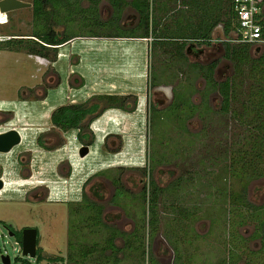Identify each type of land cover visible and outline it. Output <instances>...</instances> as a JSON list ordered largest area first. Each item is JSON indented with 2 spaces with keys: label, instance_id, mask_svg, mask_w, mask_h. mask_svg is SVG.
Listing matches in <instances>:
<instances>
[{
  "label": "rangeland",
  "instance_id": "rangeland-1",
  "mask_svg": "<svg viewBox=\"0 0 264 264\" xmlns=\"http://www.w3.org/2000/svg\"><path fill=\"white\" fill-rule=\"evenodd\" d=\"M69 3L73 5L72 0ZM74 6L72 15L63 12L51 17L52 22L66 29L67 35L80 37L61 47L53 63L8 50L9 43L0 45V124H8L9 128L15 124L22 129V143L9 154H0L6 182L0 192V264L4 254L11 258V264H21L16 258L23 257L21 247L9 237L3 223L17 230L27 226L40 229L44 260L39 264H52L56 257L63 260L59 264H247L242 241H247L248 250H259L260 240H252L259 225L252 222L236 227L241 204L231 203L225 189L238 193L241 186L231 179L223 180L224 162L217 166L206 160V149L211 148L213 136L219 135L216 115L208 118L209 125L199 120L185 121L201 109L191 105L189 98L184 106L179 98L176 104L180 106L166 108L173 100V88L185 89L192 84L194 90H199L204 88V79L181 69L176 76L178 67L168 62L170 55H157L152 39L112 38L139 35L138 15L131 7L126 11L120 7L112 16L107 1L100 4L99 12L92 7L86 15L83 9L87 5ZM177 16L178 12L169 21ZM3 18L8 22L0 25V40L10 38L3 35L44 31L34 22L31 10L13 11ZM87 18L95 20L84 22ZM213 39V46L194 48L186 55L189 63L201 65L221 59L216 79L223 81L233 70L222 59V27L214 31ZM160 60H166L167 67ZM152 73L159 76V87H150ZM96 95H135L137 110L128 113L109 109L94 121L91 129L95 142L89 155L80 158L78 131L63 134L53 129L51 115L62 106L81 104ZM182 95L187 97L186 92ZM191 98L197 104L202 99L194 92ZM220 102L216 93L209 99L214 110L220 108ZM150 103L161 110L152 113ZM202 109L207 116V110ZM205 125L213 127L208 136L203 133L196 140L190 135L201 133ZM41 133H52L51 148L64 145L43 152L36 145ZM112 134L118 136L108 143ZM59 163L65 164L57 166ZM70 166L74 170L71 179ZM121 168H126L121 179L129 190L121 188L110 204L113 187L107 178L118 177ZM149 176L155 188L151 192L149 185L148 194L139 192L143 185L140 179L145 187ZM89 177L100 188L104 211L102 206L96 208L82 200L81 195L93 192L89 181L83 187ZM37 185L42 187L32 189ZM155 191H161L162 196L154 218L150 202ZM247 201L264 207V179L249 183ZM151 223L156 224L152 231ZM114 227L134 232L115 234L119 238L114 244L110 241ZM171 248L181 251L177 259ZM29 261L37 264L36 259Z\"/></svg>",
  "mask_w": 264,
  "mask_h": 264
},
{
  "label": "trees",
  "instance_id": "trees-1",
  "mask_svg": "<svg viewBox=\"0 0 264 264\" xmlns=\"http://www.w3.org/2000/svg\"><path fill=\"white\" fill-rule=\"evenodd\" d=\"M31 1L33 2L34 22L41 24L44 31L25 36L3 35L4 38L10 37L0 41V45L9 43L8 50L26 52L29 55L44 58L53 63L57 60L58 51L61 47L80 37L67 35L66 29L52 22L53 18L51 19V17H58L63 12L72 15L75 4L77 6L87 5V8H82L85 11L84 15L92 7L95 8L97 13L100 4L107 1L113 9V15L120 7H122V10L131 7L139 18L136 26L138 36H112V38L152 39V48L157 51V55L159 54L161 57L160 52L170 55L168 62L174 64L175 68L178 67V71H174L176 76H178L181 69L182 72L188 71L195 75L196 79L199 77L204 79L205 90L200 94L202 97L200 104L192 101L191 95L193 92L195 94L199 93L197 89L194 90L191 81V85L188 86L189 84H187L185 89L174 88L173 101L166 108L168 110L170 107H175L174 104L179 98H182V101L180 100L181 106H184L185 101H188L189 98L191 105L197 108L201 107V109L199 112L191 113L187 119H184L185 121L190 122L191 119L198 117L201 122H207L209 125L208 118L212 114L213 116L216 115L219 135L218 137L213 136L214 142L210 149H206L208 158L205 159L210 161L212 165L217 166L224 162L225 177H223V180L231 179L241 186V191H238V193L237 191L233 193L234 190L224 188L229 194L231 203L236 201L237 204H241L239 206L240 212L235 217L236 227L247 223H256L259 226L252 240L259 239L261 242V248L252 251L245 247L247 241H242L243 255L249 259L247 264H264V207H256L247 201L249 183L253 180L264 179V46L257 48L258 52L256 53L254 46L237 42V39L232 36L238 29V18L234 11L233 0H72L73 5L69 3V0ZM177 12L178 16L169 21V18L175 16ZM90 20H95V18H87L84 22ZM259 24L262 26L264 37V17ZM219 26L223 27L225 36L229 37L228 41L224 42L222 46L224 59L231 64L233 70L231 76L223 81L216 79L217 61L204 66L198 63H189L186 55V52H192L194 48L198 49L211 45L213 32ZM168 62L160 60L161 65H166V67ZM52 74L58 79L54 72ZM151 84V88L159 87L161 84L156 73L154 75L152 73ZM184 92L187 93V97L182 95ZM214 93L218 94L221 100L220 108L217 110L212 109L209 105L210 95ZM137 106L138 98L135 95H96L84 103L62 106L56 109L51 115V125L53 129L63 134L77 130L80 143L91 147L94 144V133L90 128L94 121L109 109L133 113L137 110ZM202 108L207 110V116L204 115V109ZM160 110L150 103L149 111L154 113ZM176 118H181L180 113L176 114ZM208 125L203 126L201 133H190V135H194L196 140L202 138L203 133L208 136L212 133V126L209 127ZM38 142L43 145L42 139H39ZM63 145L64 143L55 147V149ZM125 170L126 168H121L118 177L107 178L116 189L115 195L110 201L111 204H113L118 191L124 188L121 172ZM143 170L146 172V168ZM181 181L182 184L185 183L183 179ZM149 185L152 192L156 183L153 179H149V183L143 188L144 194H148L147 186ZM176 185L180 184L177 183ZM159 190L164 189L160 188ZM161 191H155V195L151 196L150 214L154 218L157 216L158 201L162 196ZM82 200H88L91 206L96 208L102 206L101 208L104 211L103 204L88 198L87 195L83 194ZM155 227L156 224H150L151 231ZM114 228L116 230L110 232L113 233L110 241L116 244L119 237H116L115 234L128 232ZM133 232L134 230L130 233ZM150 244L151 242L148 245L149 256L152 253ZM102 249L106 250L105 248ZM173 250L177 259L178 253L181 251L178 249ZM43 260L42 254L38 253L37 264ZM16 261L21 264H32L28 259L17 258ZM61 261H63L62 258L56 257L51 262L60 263Z\"/></svg>",
  "mask_w": 264,
  "mask_h": 264
},
{
  "label": "flooded vegetation",
  "instance_id": "flooded-vegetation-1",
  "mask_svg": "<svg viewBox=\"0 0 264 264\" xmlns=\"http://www.w3.org/2000/svg\"><path fill=\"white\" fill-rule=\"evenodd\" d=\"M0 1H2V0H0ZM19 1H21V2H23V3H27V4H29V5H31V7L30 8H26L27 10H31V12H32V9H33V2L31 1V0H19ZM112 8V7H111ZM127 8H129V7H127ZM127 8H125V10L124 11H126V9ZM22 10V9H21ZM113 10V9H112ZM15 12V11H14ZM113 12V11H112ZM10 13H12V12H10ZM9 14V13H8ZM1 15L3 16L4 14H2L1 13ZM5 15H7V14H5ZM112 15H113V13H112ZM112 17V16H111ZM6 19V18H5ZM138 20H139V18H138ZM7 21V20H6ZM219 27H222V26H219ZM218 28V27H217ZM216 28V29H217ZM215 29V30H216ZM222 29H223V27H222ZM213 34H214V32H213ZM223 35H224V40L221 42V47H222V50H223V46H222V44L224 43V42H226V41H228V38L229 37H226L225 36V34H224V31H223ZM213 36V35H212ZM233 37H236V33L235 34H233L232 35ZM132 40H150V39H132ZM213 42H214V39H213ZM213 42H212V44L211 45H209V46H204V47H211V46H213ZM203 48V47H202ZM198 49H201V48H198ZM222 59L223 60H225L224 59V51H223V56H222ZM213 61H217L218 62V68H219V66H220V64H221V59H219V60H213ZM213 61H211L210 63H212ZM226 61V60H225ZM228 62V61H227ZM210 63H208V64H206V65H204V66H207V65H209ZM218 70V69H217ZM204 90H205V85H204V88H201V89H199L198 90V95H200V94H202L203 92H204ZM173 91H174V88H173ZM173 91H172V94H173ZM215 94V93H214ZM213 94H211L210 95V97L212 96ZM173 97H174V94H173ZM200 97H201V95H200ZM210 99V98H209ZM173 101V100H172ZM201 101H202V99H201ZM201 101H200V103H201ZM172 103V102H171ZM171 103H170V105H171ZM200 103H198V104H200ZM197 104V103H196ZM169 106V105H168ZM193 120H199L198 119V117H196V118H193V119H191L190 121H193ZM200 121V120H199ZM201 122V121H200ZM0 123H1V119H0ZM3 123V122H2ZM3 124H0V126H2ZM50 134H52V133H41L37 138H36V145L40 148V150H42L43 152H52V151H55L56 149L55 148H51L53 145H52V143H53V140H52V138H51V136H50ZM22 136V135H21ZM39 139H42V142H43V145H40L39 144V142H38V140ZM22 143V142H21ZM84 145H81V147H83ZM9 154V153H8ZM20 157L22 158V155L21 156H19V160H21L20 159ZM61 164H65V163H59V165L58 166H60ZM142 172V171H141ZM4 176H5V171L3 170V168L1 167V164H0V180L1 181H3V183H4V187H3V189L5 188V185H6V182L4 181ZM144 178V177H143ZM150 179H152V177L150 176ZM154 180V179H153ZM90 182V177L88 178V179H86L85 181H84V183H83V187L85 186V184L87 183V182ZM92 182H94V181H91L90 182V184H93V185H91V190H93V192H91L89 195L90 196H88L90 199H92V200H94V201H96V202H98V203H100L101 202V199H102V197H101V195L99 194V191H100V188L99 187H95L96 185H94L95 183H92ZM139 182H141V184L143 183V185H141L142 187H140V184H138V187H140V190H139V192H141L142 190H143V188H144V182H143V179H140V181ZM110 184H111V186L113 187V195H112V197H111V199L113 198V196L115 195V191H116V189H115V187H114V185L112 184V182L110 181ZM122 185H123V187L125 188V190H129L127 187H126V185L124 184V182L122 181ZM94 186V187H93ZM41 188L42 187V185H37L36 187H33L32 189H35V190H37L38 188ZM93 187V188H92ZM3 189L2 190H0V192L1 191H3ZM83 189V188H82ZM39 190V189H38ZM138 192V193H139ZM81 196H83V195H81ZM111 199L109 200V203H110V201H111ZM111 204V203H110ZM113 207V206H112ZM116 207V206H115ZM114 208V207H113ZM3 227L7 230V232L9 233V237H12V238H14L15 240H16V245H19L20 247H21V252H22V246H23V232H24V230H27V229H35V230H37V257H38V253H41L42 254V252H43V249L41 248V246H40V240H41V231H40V229L39 228H35V227H29V226H27V227H24L23 229H21V230H17L15 227H13V226H10V225H7L6 223H3ZM120 230V229H119ZM124 232V231H123ZM126 232V231H125ZM132 232V231H131ZM128 233H130V232H128ZM20 239H21V241H20ZM172 250H173V248H171ZM4 255H6V254H4ZM17 258H21V259H26V258H24V257H17ZM16 258V259H17ZM28 260H31V259H28ZM55 263V262H54ZM57 263V262H56ZM53 264V263H52ZM59 264V263H58Z\"/></svg>",
  "mask_w": 264,
  "mask_h": 264
},
{
  "label": "water",
  "instance_id": "water-1",
  "mask_svg": "<svg viewBox=\"0 0 264 264\" xmlns=\"http://www.w3.org/2000/svg\"><path fill=\"white\" fill-rule=\"evenodd\" d=\"M31 5L19 0H2L0 1V13L8 14L13 11L30 8ZM22 142L21 133L15 129L0 134V154H8ZM90 153L89 146H83L80 149V158H85ZM4 187L3 181L0 180V190ZM22 256L24 258H37V230L27 229L23 232ZM1 264H11V258L8 255L1 257ZM58 264V263H53Z\"/></svg>",
  "mask_w": 264,
  "mask_h": 264
},
{
  "label": "built area",
  "instance_id": "built-area-1",
  "mask_svg": "<svg viewBox=\"0 0 264 264\" xmlns=\"http://www.w3.org/2000/svg\"><path fill=\"white\" fill-rule=\"evenodd\" d=\"M233 6L238 18L236 41L263 47V29L259 23L264 17V0H233ZM5 23L6 19L0 13V25Z\"/></svg>",
  "mask_w": 264,
  "mask_h": 264
},
{
  "label": "crops",
  "instance_id": "crops-1",
  "mask_svg": "<svg viewBox=\"0 0 264 264\" xmlns=\"http://www.w3.org/2000/svg\"><path fill=\"white\" fill-rule=\"evenodd\" d=\"M138 41H142V40H138ZM14 123V122H13ZM95 122H93L92 123V125L94 124ZM92 125H91V127H92ZM13 129H15V130H17V131H19V132H21L22 131V129L20 130V128L18 127V126H16L15 124H13V126L11 127V128H9L8 127V124H3L2 126H0V134H2V133H4V132H7V131H10V130H13ZM91 129V128H90ZM92 130V129H91ZM93 133H94V130L92 131ZM113 136H118V135H110L108 138H107V142L109 143L110 141H112L114 138H113ZM94 138H95V136H94ZM121 138V137H120ZM94 142H95V139H94ZM57 166H58V164H57ZM71 167V172H70V170H69V172H70V179H71V177L74 175V170H73V166H70ZM69 180V179H68ZM69 182V181H68Z\"/></svg>",
  "mask_w": 264,
  "mask_h": 264
}]
</instances>
